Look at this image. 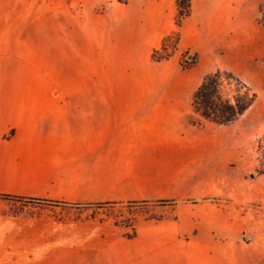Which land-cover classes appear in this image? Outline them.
<instances>
[{"label": "crops", "instance_id": "crops-1", "mask_svg": "<svg viewBox=\"0 0 264 264\" xmlns=\"http://www.w3.org/2000/svg\"><path fill=\"white\" fill-rule=\"evenodd\" d=\"M243 2L192 0L178 48L162 61L153 53L177 29V0H128L93 21L74 17L57 38V130H33L23 71L34 56L0 47V196L177 202L174 217L140 223L131 238L102 222L0 209V264H223V209L205 199L220 196L228 178L225 144L211 143L209 130L170 124L183 118L194 86L240 36ZM187 52L197 63L184 69Z\"/></svg>", "mask_w": 264, "mask_h": 264}, {"label": "rangeland", "instance_id": "rangeland-1", "mask_svg": "<svg viewBox=\"0 0 264 264\" xmlns=\"http://www.w3.org/2000/svg\"><path fill=\"white\" fill-rule=\"evenodd\" d=\"M114 5H118L117 0H0V47L21 48L35 58V65L23 71L32 92L30 112L33 130H57L55 70L60 32L72 29L73 23L78 21L74 17L85 16L93 21L95 15L105 14ZM19 37L26 39H17ZM232 46L225 47L223 54L212 63L209 73L220 68L239 75L256 91L258 97L254 105L230 125L200 120L192 112L190 102L201 79L190 93L183 118L172 120L170 130H209L211 143L224 142L225 175L228 178L220 196L205 199L223 209V213L217 216L218 222L226 223L225 234L220 237L226 244L223 264H264V174L256 169L258 146L264 136V0H245L242 3L241 32ZM168 48L172 49L170 43ZM45 57L48 60L50 93L47 108L41 85L45 82ZM193 57L188 52L182 55L181 65L187 67L184 69L196 65L197 57L195 55L192 62ZM7 73L15 78L16 72ZM156 201H151L153 203L144 209L128 207L126 202L88 206L0 196V209L13 216L102 222L120 229L128 237L138 224L160 221L147 219L149 215L162 217L161 220L174 217V204ZM229 248L233 249L232 257L227 254ZM192 264L201 262L194 260Z\"/></svg>", "mask_w": 264, "mask_h": 264}, {"label": "trees", "instance_id": "trees-1", "mask_svg": "<svg viewBox=\"0 0 264 264\" xmlns=\"http://www.w3.org/2000/svg\"><path fill=\"white\" fill-rule=\"evenodd\" d=\"M120 3L126 4L128 0H117ZM192 13V0H177L176 26L177 29L166 36L160 48L153 53V58L156 61L169 59L178 48L180 40L179 28L183 20ZM172 45L169 50L168 44ZM187 54V53H186ZM196 57L192 58L194 62ZM184 68H187L184 66ZM256 91L233 71L226 69H216L213 72L206 74L202 82L193 92L191 97V110L200 119L208 121L217 125H230L239 120L256 102ZM260 174H264V136L260 140L258 146V167L256 168ZM10 197L18 200H33L45 201L50 203H64L75 204L65 201L36 199V198H22L13 196ZM157 203L176 204L173 200H158ZM150 203L149 200H138L126 202L128 207L146 208ZM124 204V202H99V203H76V205H114ZM147 219L161 220L162 217L149 215ZM136 235V230L128 237Z\"/></svg>", "mask_w": 264, "mask_h": 264}]
</instances>
